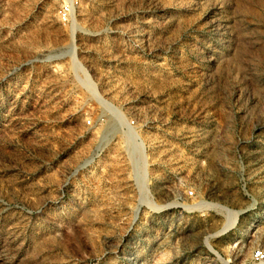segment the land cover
<instances>
[{
	"label": "rangeland",
	"instance_id": "1",
	"mask_svg": "<svg viewBox=\"0 0 264 264\" xmlns=\"http://www.w3.org/2000/svg\"><path fill=\"white\" fill-rule=\"evenodd\" d=\"M64 1L0 0V264H254L264 0Z\"/></svg>",
	"mask_w": 264,
	"mask_h": 264
},
{
	"label": "built area",
	"instance_id": "2",
	"mask_svg": "<svg viewBox=\"0 0 264 264\" xmlns=\"http://www.w3.org/2000/svg\"><path fill=\"white\" fill-rule=\"evenodd\" d=\"M80 0H65L58 11V18L63 24H69L75 15L76 9L79 5ZM91 124L90 121L87 122ZM191 196L192 193L190 192ZM254 264H264V250H258L253 255Z\"/></svg>",
	"mask_w": 264,
	"mask_h": 264
},
{
	"label": "bare ground",
	"instance_id": "3",
	"mask_svg": "<svg viewBox=\"0 0 264 264\" xmlns=\"http://www.w3.org/2000/svg\"><path fill=\"white\" fill-rule=\"evenodd\" d=\"M106 137V136H105ZM108 140V139H107ZM108 142V141H107ZM135 142H133V144H134ZM134 146H135V148L136 147H138V146H140V144L139 145H135L134 144ZM138 148H140V147H138ZM141 149V148H140ZM140 149H139V151H140ZM137 150V149H136ZM138 151V152H139ZM137 152V151H136ZM137 154H139V153H137ZM143 163H144V161H143ZM145 164V163H144ZM144 164H143V166H144ZM136 166H137V170H138V173H142V160L139 158V160L138 161H136ZM144 169H145V167H144ZM144 174V173H143Z\"/></svg>",
	"mask_w": 264,
	"mask_h": 264
}]
</instances>
